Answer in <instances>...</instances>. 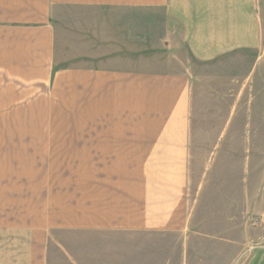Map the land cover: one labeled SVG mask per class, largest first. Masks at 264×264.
<instances>
[{
    "label": "crops",
    "instance_id": "1",
    "mask_svg": "<svg viewBox=\"0 0 264 264\" xmlns=\"http://www.w3.org/2000/svg\"><path fill=\"white\" fill-rule=\"evenodd\" d=\"M261 4L0 0V264H48L58 229L108 238L105 261L117 245L132 254L155 233L190 254L195 67L259 51ZM150 8L172 36L161 69L133 60L124 42L103 44L100 33L84 50L59 45L62 18Z\"/></svg>",
    "mask_w": 264,
    "mask_h": 264
},
{
    "label": "rangeland",
    "instance_id": "2",
    "mask_svg": "<svg viewBox=\"0 0 264 264\" xmlns=\"http://www.w3.org/2000/svg\"><path fill=\"white\" fill-rule=\"evenodd\" d=\"M261 7L264 26V0ZM56 27L59 45L68 52L87 49L100 33V42H124L126 54L133 60L145 58L152 70L161 69L171 53L166 20L151 8L89 10L60 19ZM196 65L191 133L195 185L189 197L193 237L184 244L190 254L182 256L176 246L182 243H164L161 233H155L151 241L134 240L132 254L117 245L120 252L105 261L101 241L108 238L58 229L52 233L48 264H124V259L128 264H264V38L259 51Z\"/></svg>",
    "mask_w": 264,
    "mask_h": 264
}]
</instances>
